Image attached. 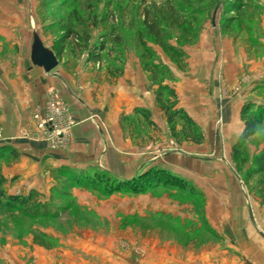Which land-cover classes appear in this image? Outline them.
<instances>
[{
  "label": "rangeland",
  "instance_id": "374dc122",
  "mask_svg": "<svg viewBox=\"0 0 264 264\" xmlns=\"http://www.w3.org/2000/svg\"><path fill=\"white\" fill-rule=\"evenodd\" d=\"M153 21L159 22L162 40L181 51L182 62L149 34ZM33 32L56 55L51 71L64 79L88 78L96 84L94 98L102 96L103 86L118 82L126 64L139 65L156 98L159 84L143 63L163 64L174 79L165 74L162 84L177 88V99L205 119L201 127L195 122L203 140L186 141L222 163L229 192L238 182L248 207L261 210L260 221L258 212L250 217L264 239V173L243 176L264 148V120L239 158L232 156L243 128L242 106L256 104L264 113V0H0V59L11 66L19 57L29 62ZM63 114L59 127L67 131L71 118ZM123 125L133 143L134 132L146 129L137 115ZM175 126L158 147L160 158L184 148L182 123L176 120ZM181 170L162 169L163 178L151 182L141 173L111 178L97 167L76 168L77 173L58 168L25 192L19 187L25 179L15 176L7 184L0 173L2 193L26 197L21 206L0 205V264H201L200 249L207 247V264H219L210 251L215 245L229 264V241L212 224L219 221L216 206L225 200L221 179L206 176L193 183L176 176ZM131 180L135 186L120 185ZM210 184L214 193L196 190Z\"/></svg>",
  "mask_w": 264,
  "mask_h": 264
},
{
  "label": "crops",
  "instance_id": "0c3cea01",
  "mask_svg": "<svg viewBox=\"0 0 264 264\" xmlns=\"http://www.w3.org/2000/svg\"><path fill=\"white\" fill-rule=\"evenodd\" d=\"M1 59L0 161L5 160L7 164H2L0 173L6 178L7 184L15 176L25 179L19 186L25 192L35 188L39 179L48 177L50 170L62 167L83 169L90 166L116 178L133 176L153 167L166 171L172 168L182 169L183 172L175 173L176 176H184L185 179L193 180V183L206 176L211 177V182L221 179L219 186L225 200L216 206L219 221L215 220L212 224L217 236H223L229 241L228 246L234 255L229 264H264V239L250 217V214L256 215L258 212L260 221L261 210L257 207L259 211H255L253 205L248 207L238 182L234 181L232 191H228L227 183H224L222 163L209 157L200 144L186 140L181 151L160 158L158 147L162 142L168 141L170 124L157 106L155 95L138 64L131 68L126 64L118 82L111 87L103 86V94L98 99L94 98L98 94L92 92L96 84H92L88 78L64 79L57 69L45 72L41 67L32 65L30 55L29 62L28 59L26 61L19 57L12 66L8 60ZM50 88L59 93L64 113L72 121L67 131L50 136L52 139L44 137L32 119V114L46 101ZM177 94L179 96L178 92ZM178 99V106L201 127V121L205 119L200 121L197 114H192L189 103L182 101L180 97ZM143 112L148 113L150 124L145 120ZM135 115L145 121L146 129L145 132L140 129L134 132L138 135V140L133 143L128 131H124L123 122ZM235 118L238 119L233 116L232 123ZM64 139H67V144L60 142ZM169 142L174 145L173 141ZM198 187L205 194L214 193L211 184L205 189L202 185ZM218 247L219 245L212 246L210 251L219 256L216 262L224 264L220 255L223 252ZM200 253L201 258L205 257L200 263L207 264L208 247L201 248Z\"/></svg>",
  "mask_w": 264,
  "mask_h": 264
},
{
  "label": "trees",
  "instance_id": "16d2710c",
  "mask_svg": "<svg viewBox=\"0 0 264 264\" xmlns=\"http://www.w3.org/2000/svg\"><path fill=\"white\" fill-rule=\"evenodd\" d=\"M156 21H153L149 26V34L154 38L155 42L163 47L164 50L170 53V56L177 62H182V53L180 50H177L174 46L166 42L165 39L162 40L163 34L162 29ZM158 25V29L155 30L153 26ZM76 40V38H75ZM144 50L148 52L147 56L151 57L150 49L143 44ZM95 54V53H92ZM143 63V61H142ZM143 68L146 70L149 78L152 81H157L159 87L156 93V104L164 112L167 121L170 124V129L175 130V122L179 120L182 123L181 126V137L179 140H192L194 142H201L203 140V135L198 129L195 121L188 115V113L178 106V99L174 87L169 84H162L164 78L173 80L174 76L171 73L166 71V68L163 64L157 62H146L143 63ZM166 76L164 77V75ZM160 75L159 78L157 76ZM241 119L243 121V128L239 134L236 142L232 147V156L234 158H239L240 150L245 144V141L253 137L256 133L257 128L260 126L261 122L264 120V113L259 111V108L256 104L247 103L242 106L240 112ZM145 120L150 124L148 120V113L143 112ZM60 169L70 170L74 173L76 172L75 168L72 167H62ZM77 173V172H76ZM105 173V172H104ZM163 173L161 168H151L148 171L141 173L139 176L147 175L150 178V181L153 182L155 179L163 178ZM264 173V148L261 149L253 157V165L248 168V171L245 173L244 178L249 179L250 174ZM108 174V173H107ZM109 175V174H108ZM112 178V176H109ZM120 182V180H119ZM109 185L112 186V179H109ZM121 186L124 188H129V186H135V182L131 180V183L121 181ZM26 203V197L19 194H7L5 195L0 191V205L2 206H12V205H24Z\"/></svg>",
  "mask_w": 264,
  "mask_h": 264
},
{
  "label": "built area",
  "instance_id": "2783aa9c",
  "mask_svg": "<svg viewBox=\"0 0 264 264\" xmlns=\"http://www.w3.org/2000/svg\"><path fill=\"white\" fill-rule=\"evenodd\" d=\"M63 109L59 93L55 89L50 88L43 106L32 114L33 122L43 136L50 137L63 132V129L59 127V122L64 115ZM71 123L72 121L70 120L69 124Z\"/></svg>",
  "mask_w": 264,
  "mask_h": 264
},
{
  "label": "water",
  "instance_id": "95a60500",
  "mask_svg": "<svg viewBox=\"0 0 264 264\" xmlns=\"http://www.w3.org/2000/svg\"><path fill=\"white\" fill-rule=\"evenodd\" d=\"M30 61L32 65L41 67L45 72L51 71L58 64L56 55L43 44L36 32H33Z\"/></svg>",
  "mask_w": 264,
  "mask_h": 264
}]
</instances>
